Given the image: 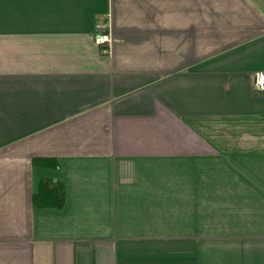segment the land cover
Returning <instances> with one entry per match:
<instances>
[{
    "label": "crops",
    "instance_id": "obj_1",
    "mask_svg": "<svg viewBox=\"0 0 264 264\" xmlns=\"http://www.w3.org/2000/svg\"><path fill=\"white\" fill-rule=\"evenodd\" d=\"M255 72L264 0H0V264H264Z\"/></svg>",
    "mask_w": 264,
    "mask_h": 264
},
{
    "label": "trees",
    "instance_id": "obj_2",
    "mask_svg": "<svg viewBox=\"0 0 264 264\" xmlns=\"http://www.w3.org/2000/svg\"><path fill=\"white\" fill-rule=\"evenodd\" d=\"M34 163L58 167L57 162L50 159H36ZM33 205L34 207L62 208L64 205V186L49 179L41 180L38 193L33 196Z\"/></svg>",
    "mask_w": 264,
    "mask_h": 264
},
{
    "label": "built area",
    "instance_id": "obj_3",
    "mask_svg": "<svg viewBox=\"0 0 264 264\" xmlns=\"http://www.w3.org/2000/svg\"><path fill=\"white\" fill-rule=\"evenodd\" d=\"M95 33L96 34H94V40L99 47L109 45L112 42L109 34L102 33V28L100 25H97ZM250 78L253 89L264 92V72L252 73V75H250Z\"/></svg>",
    "mask_w": 264,
    "mask_h": 264
}]
</instances>
